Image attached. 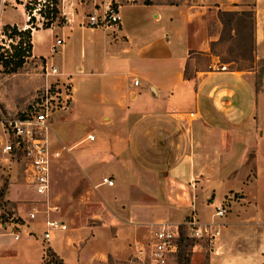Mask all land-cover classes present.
I'll use <instances>...</instances> for the list:
<instances>
[{"label": "crops", "instance_id": "crops-1", "mask_svg": "<svg viewBox=\"0 0 264 264\" xmlns=\"http://www.w3.org/2000/svg\"><path fill=\"white\" fill-rule=\"evenodd\" d=\"M250 4L254 56L260 60L264 0L134 3L123 5L124 14L119 6L115 26H89L67 15L66 24L31 33L32 57L48 63L52 51H43L42 34L60 35L64 43L78 27V80L86 83L88 76L105 107L96 130L78 141L91 143L98 155L82 167L86 174L107 175L93 184L103 210L96 223L59 229L44 240V215L21 222L0 208V264H42L48 247L65 264H104L109 256L126 257L130 243L151 235L158 224H180L190 216L218 224L207 264H264V79L256 86V63L232 68L210 48L221 30L218 9L241 11ZM24 15L22 24L1 23L25 28ZM61 134L50 144L68 152L71 142ZM88 134L95 139L89 141ZM82 152H75L80 161ZM105 177L114 184L108 186ZM26 195L39 194L12 187L6 198L15 202ZM219 206L226 209L222 217L215 216Z\"/></svg>", "mask_w": 264, "mask_h": 264}, {"label": "rangeland", "instance_id": "rangeland-1", "mask_svg": "<svg viewBox=\"0 0 264 264\" xmlns=\"http://www.w3.org/2000/svg\"><path fill=\"white\" fill-rule=\"evenodd\" d=\"M27 0H6L5 8L2 13L1 20L4 22H13L17 25L22 24L26 19L23 11V3ZM144 0H59V9L62 15H67L71 20H81L82 24L88 23L87 19L90 14H95L101 18L108 13V9H114L119 12V6L128 4H142ZM157 3H167L171 0H152ZM177 4H191L195 0H172ZM114 4V5H113ZM20 5H22L20 7ZM161 5V4H160ZM250 8H254L250 4ZM127 11V7L123 6L121 14ZM36 20L32 28V32L41 30L42 17L35 12ZM25 18V19H24ZM211 21V20H210ZM65 23V24H66ZM64 25V24H63ZM71 29L66 41L54 48L55 40L60 38L55 34L44 32L43 35V51L49 52L51 56L48 63L42 58L32 57V52L23 59V63L16 66L13 71L8 72L0 64V120L5 118L22 117L27 114L32 107L37 104H47L54 102L57 93L71 94V106L65 111L54 112L52 116L51 131L49 139L60 136V129L64 130L67 138L71 143V150L62 151L61 157L54 162L51 176L50 190L46 195H35L24 199L10 202L7 198L2 200L4 206H0L3 212L7 211L5 217L14 219L15 221L26 222L27 212L36 208V218L39 213L46 218L53 217L62 220L66 224V228L83 227L96 223L98 214L103 210V200L96 199L93 194V184L99 183L104 175L102 173H87L82 169L83 166L91 165L90 159L97 157L96 150L93 149L91 143L78 141L82 139L87 132L96 130L97 123L105 115V107L100 106L99 98L96 97L90 89L89 77L85 82H79L76 68L79 60V44H78V27ZM89 25V24H88ZM1 27L0 49L8 50V56L11 54L10 45L15 40L10 39ZM62 26V25H52ZM90 26V25H89ZM37 35V34H36ZM35 35V36H36ZM64 37V35H61ZM32 41V40H31ZM54 42L51 46V43ZM25 47V46H24ZM221 52H224L226 45H218ZM242 66L248 65L246 60L240 62ZM230 64V63H229ZM237 64L231 63L230 67ZM54 66L58 69L59 74H46V68ZM257 76L264 79V71L261 72V65L257 64ZM193 69L190 64L189 71ZM50 71V70H49ZM63 72L68 73L65 75ZM61 73V74H60ZM64 74V75H62ZM69 75V76H68ZM85 77V75H82ZM71 79V80H70ZM72 83L74 90L72 92ZM73 95V97H72ZM73 100V101H72ZM96 134V133H95ZM1 135V125H0ZM53 144V143H52ZM94 144V143H92ZM53 148H59L57 144L52 145ZM81 150L82 160L75 156V152ZM8 166V169L6 168ZM88 166V167H89ZM4 167V169H3ZM9 171V174L2 176L5 181L6 197L11 188L24 187L27 193H35L32 186H28L24 179L22 166L19 163H9L0 156V173ZM111 177V176H110ZM112 178V177H111ZM99 181V182H98ZM2 205V204H0ZM57 215L59 217H57ZM60 231L52 229L51 234ZM126 236V234H125ZM130 237V236H128ZM126 238V237H125ZM133 241L134 237H130ZM120 243V242H119ZM151 243V235L143 236L133 243H130L131 250L129 254L119 260L109 256L104 264H150L147 251ZM105 241L99 245V250L105 248ZM209 244L206 241L199 242V245L190 246L189 264H207V254ZM144 250V253L142 252ZM103 252V251H99ZM169 264H177L176 255L170 260Z\"/></svg>", "mask_w": 264, "mask_h": 264}, {"label": "built area", "instance_id": "built-area-1", "mask_svg": "<svg viewBox=\"0 0 264 264\" xmlns=\"http://www.w3.org/2000/svg\"><path fill=\"white\" fill-rule=\"evenodd\" d=\"M6 0H0V37L1 17L5 8ZM87 22L90 26H115L120 22V14L114 9H108V13L99 18L95 12L88 16ZM63 43V39L57 38L55 47ZM224 69L225 66H222ZM46 74H59L56 67L46 68ZM50 70V71H49ZM134 85H139V80H134ZM54 102L37 104L22 117L5 118L0 120V156L9 163L15 162L22 166L26 184L33 187L39 195H46L49 190V171L53 160L61 156L62 150L52 148L49 140L51 131L52 116L54 112L65 111L71 103V94L57 93ZM87 139L93 141L95 136L88 134ZM65 147L62 146V149ZM8 169V166H6ZM4 169V167H3ZM9 171L0 173V206L2 200H6V188L3 175ZM103 181L112 186L114 181L104 178ZM36 208L27 212V218L31 221L36 219ZM225 206L216 208L215 216L222 217L225 213ZM7 215V211L3 212ZM10 218V217H9ZM13 217H11L12 219ZM46 229L43 231L44 240L50 238L52 229H65L66 225L59 219L48 217L45 220ZM180 226L185 235L193 241L194 247L201 241H206L209 246L213 244L215 237L219 234L218 224L211 221L202 223L197 218L190 216L180 224L163 222L154 227L151 231V243L147 251L150 264H169L178 250L177 239L180 233ZM144 253V250L142 251Z\"/></svg>", "mask_w": 264, "mask_h": 264}, {"label": "trees", "instance_id": "trees-1", "mask_svg": "<svg viewBox=\"0 0 264 264\" xmlns=\"http://www.w3.org/2000/svg\"><path fill=\"white\" fill-rule=\"evenodd\" d=\"M144 5H154L152 0H144ZM167 5H178L174 1L167 3H157ZM114 5V4H113ZM24 13L27 16V27L18 28L16 24H5L3 31L8 33V37L15 40L11 43V54L8 56V50L0 49V64L11 72L16 66L23 63V59L27 57L32 51L31 33L36 20L35 12L44 20L42 24L43 29L52 27V25H63L66 23L65 15H62L59 9V0H27L23 3ZM217 18L221 23V30L218 40L210 43L211 51L219 56L222 62L235 63L236 66L232 68L240 69L242 67L253 68L254 63L261 65V72L264 71V59L256 60L254 56V24L255 12L253 8L241 11H228L218 9ZM210 34L212 32L209 27ZM218 45H226L224 52H221ZM25 46V47H24ZM246 60L248 65L242 66L241 61ZM187 76V74H185ZM262 80L260 76L256 75V86L261 85ZM178 250L176 253L177 264H189V247L193 246V241L188 238L182 226H180V233L177 239ZM65 264L63 259L58 256L50 247L46 248L42 264Z\"/></svg>", "mask_w": 264, "mask_h": 264}]
</instances>
